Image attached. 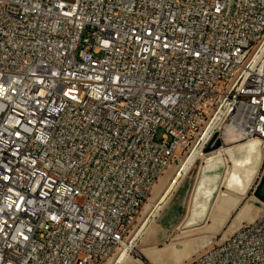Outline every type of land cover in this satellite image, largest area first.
Here are the masks:
<instances>
[{"label": "built area", "instance_id": "obj_1", "mask_svg": "<svg viewBox=\"0 0 264 264\" xmlns=\"http://www.w3.org/2000/svg\"><path fill=\"white\" fill-rule=\"evenodd\" d=\"M243 143L264 0H0V264H110L168 171ZM180 264H264V204Z\"/></svg>", "mask_w": 264, "mask_h": 264}, {"label": "crops", "instance_id": "obj_2", "mask_svg": "<svg viewBox=\"0 0 264 264\" xmlns=\"http://www.w3.org/2000/svg\"><path fill=\"white\" fill-rule=\"evenodd\" d=\"M262 169L264 152L256 143L230 146L224 155L210 153L197 160L169 195L141 245L155 249L171 240L169 248L155 249L165 256V262L180 246L184 254H196L220 234L227 235L243 222L253 221L254 201L246 198ZM178 239L196 242L180 245L173 241ZM177 258L180 262L182 254Z\"/></svg>", "mask_w": 264, "mask_h": 264}, {"label": "rangeland", "instance_id": "obj_3", "mask_svg": "<svg viewBox=\"0 0 264 264\" xmlns=\"http://www.w3.org/2000/svg\"><path fill=\"white\" fill-rule=\"evenodd\" d=\"M173 174H174L173 170L168 171L166 173V175H164L160 179V181H158L156 186L154 187L152 194L149 196L148 200L146 201V203L144 205L140 224H139L137 230H139L141 228L143 222L145 221V219L150 214V211H151L153 205L159 201L161 196L167 190V188L171 182ZM246 201L247 202L254 201L255 208H254L251 215L254 217L255 216L257 217L259 215V213L261 212V210L263 208V204H264V169H262V171L260 172V174H259L257 180L255 181V183L253 184L252 188L250 190H248V195H247ZM160 211L161 210H159L158 213L152 218L151 222H153L156 219V217L158 216ZM230 223L227 225V228L230 226ZM137 230L135 231V234H136ZM229 234H231V233H228L226 236H228ZM222 236H223V233L220 234L219 236H217V238L214 239L213 242H215V241L219 242L222 239ZM143 238H144L143 240L138 239L135 242L133 250L130 252V258L128 259L127 263L132 262L133 264H180L184 260H186L192 256V255H189L186 253L184 254L183 247L180 246V248H177L178 251L173 254L174 256L170 255L171 258H169L167 261L164 262L165 256H163L160 252L156 251L155 249L169 248V245H171V244H169L171 242V240H169L167 242V245L163 243L159 246H156L157 248L154 249L150 246H144V245L142 246L141 244H142V242L144 244V240L146 237H143ZM173 241L180 243V245L181 244H183V245L189 244L192 241L196 242V240H189V239H178V240H173ZM179 254H182V259L180 260V262H178V260H177L178 259L177 257ZM150 255H152L154 258H157L159 260V262L156 263V262L152 261ZM173 257L175 258V260ZM143 258L146 259V262L143 260ZM115 261H116V259L114 261H112L110 264H114Z\"/></svg>", "mask_w": 264, "mask_h": 264}, {"label": "bare ground", "instance_id": "obj_4", "mask_svg": "<svg viewBox=\"0 0 264 264\" xmlns=\"http://www.w3.org/2000/svg\"><path fill=\"white\" fill-rule=\"evenodd\" d=\"M197 158V155L194 154L191 159H189L184 165H183V172H181V175H183L184 172H187L191 166L193 165L194 160ZM173 179L171 180L167 190L165 191V193L161 196V198L159 199V201L157 203H155L150 211V214L148 215V217L145 219V221L143 222L141 228L139 230H137L135 236H134V241L132 242V244L128 245L124 254L114 262V264H133L132 262H128V259L130 258V252L133 250V247L135 245V242L138 239L143 240V237H146L147 235H149L150 233V229H151V224H152V218L158 213L159 210L162 209V207L166 204L167 199L169 197V195L173 192V190L175 189L176 185L178 184L176 182V184H172ZM150 254V253H149ZM154 260V259H153ZM155 261V260H154Z\"/></svg>", "mask_w": 264, "mask_h": 264}, {"label": "water", "instance_id": "obj_5", "mask_svg": "<svg viewBox=\"0 0 264 264\" xmlns=\"http://www.w3.org/2000/svg\"><path fill=\"white\" fill-rule=\"evenodd\" d=\"M222 147V142L218 139V134H216L210 144L207 146V148L205 149V153H209V152H214L219 150Z\"/></svg>", "mask_w": 264, "mask_h": 264}, {"label": "trees", "instance_id": "obj_6", "mask_svg": "<svg viewBox=\"0 0 264 264\" xmlns=\"http://www.w3.org/2000/svg\"><path fill=\"white\" fill-rule=\"evenodd\" d=\"M143 260L146 262V259L145 258H143Z\"/></svg>", "mask_w": 264, "mask_h": 264}]
</instances>
